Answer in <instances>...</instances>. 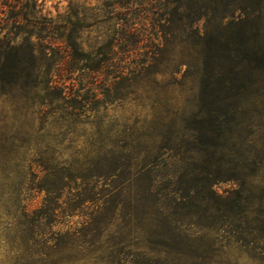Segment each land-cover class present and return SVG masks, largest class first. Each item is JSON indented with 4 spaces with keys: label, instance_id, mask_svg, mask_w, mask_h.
Listing matches in <instances>:
<instances>
[{
    "label": "rangeland",
    "instance_id": "374dc122",
    "mask_svg": "<svg viewBox=\"0 0 264 264\" xmlns=\"http://www.w3.org/2000/svg\"><path fill=\"white\" fill-rule=\"evenodd\" d=\"M114 1L38 0L28 18L74 24L86 55L42 29L30 40L28 85L0 90V264H264V81L237 109L230 153L203 151L194 132L203 63L228 62H205L196 42L221 32L218 17L192 31L183 19L162 47L158 0ZM116 12L139 32L113 56L99 45ZM123 66L134 72L111 82ZM232 164L239 181L225 180ZM207 179H217L210 189ZM187 186L219 210L160 209Z\"/></svg>",
    "mask_w": 264,
    "mask_h": 264
},
{
    "label": "trees",
    "instance_id": "16d2710c",
    "mask_svg": "<svg viewBox=\"0 0 264 264\" xmlns=\"http://www.w3.org/2000/svg\"><path fill=\"white\" fill-rule=\"evenodd\" d=\"M158 1L155 11L159 16L158 27L162 31L159 43L162 47L166 44V37L180 28L178 23L183 19L187 22L185 28L192 31L198 21L212 14L218 17L217 27L222 28L221 32L217 35L203 36L204 38L199 39L196 44L204 46L205 62L207 59L216 58L228 63H216L218 65L203 63L201 90L197 98L200 110L194 118L196 125L194 132L198 134L200 142L206 144L203 151L220 148L229 154L231 150L228 145L233 139V130L237 124V109L247 105L248 96L264 81V0ZM37 2L38 0H0V90L28 85V80L33 74V67L29 63L35 61V46L30 40L32 36L37 37L42 29L49 32L61 30L59 40L65 47L75 53L86 55L78 41L79 36L74 24L56 26L51 18L45 26L36 19L29 22L28 18L36 11ZM113 4L114 9L120 8L121 0H115ZM75 19L76 22L81 21L77 17ZM110 20L113 23L111 35L104 39L99 47H107L114 56L115 51L126 44L128 35L138 33L139 30L133 23L128 25L126 14L121 12L114 13ZM54 44L49 42V45ZM132 53L130 51V54ZM123 62L127 61L124 59ZM130 63H134V60ZM214 66L224 69L227 76L222 79L215 78ZM133 72L132 67H117L111 82ZM51 86L65 89V86L58 82ZM223 163L226 166L231 164V161L226 160ZM222 166L218 167L217 173H221ZM241 168L238 164H232L226 170V174L229 175L225 180H241L242 177L238 173ZM143 179L144 177L135 179L136 191L141 188ZM214 180L217 179L206 180L209 189ZM151 188L149 184L148 192L152 191ZM186 188L187 193L183 191L185 195L178 193L181 188L173 191L171 197L163 196L165 202L163 206L160 204V209L167 206L166 208L172 210L171 216L180 217L202 216L209 208L219 210L220 204L212 205L209 200L198 199L197 195L188 193L191 187ZM233 202L234 205L238 204L236 201Z\"/></svg>",
    "mask_w": 264,
    "mask_h": 264
}]
</instances>
